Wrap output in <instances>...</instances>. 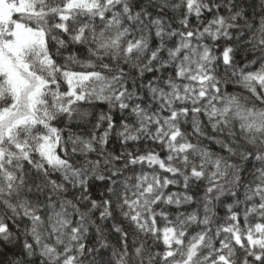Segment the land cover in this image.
<instances>
[{
    "label": "clouds",
    "instance_id": "1",
    "mask_svg": "<svg viewBox=\"0 0 264 264\" xmlns=\"http://www.w3.org/2000/svg\"><path fill=\"white\" fill-rule=\"evenodd\" d=\"M0 264H264V0H0Z\"/></svg>",
    "mask_w": 264,
    "mask_h": 264
}]
</instances>
